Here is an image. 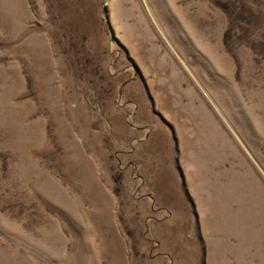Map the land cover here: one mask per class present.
Returning a JSON list of instances; mask_svg holds the SVG:
<instances>
[{"label": "rangeland", "instance_id": "1", "mask_svg": "<svg viewBox=\"0 0 264 264\" xmlns=\"http://www.w3.org/2000/svg\"><path fill=\"white\" fill-rule=\"evenodd\" d=\"M0 264H264V0H0Z\"/></svg>", "mask_w": 264, "mask_h": 264}]
</instances>
